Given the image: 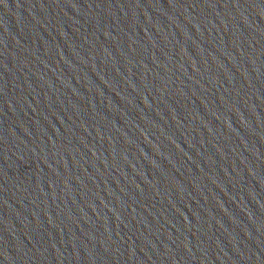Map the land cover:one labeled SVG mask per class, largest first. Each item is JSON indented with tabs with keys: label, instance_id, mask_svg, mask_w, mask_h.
<instances>
[{
	"label": "water",
	"instance_id": "obj_1",
	"mask_svg": "<svg viewBox=\"0 0 264 264\" xmlns=\"http://www.w3.org/2000/svg\"><path fill=\"white\" fill-rule=\"evenodd\" d=\"M0 264H264V0H0Z\"/></svg>",
	"mask_w": 264,
	"mask_h": 264
}]
</instances>
